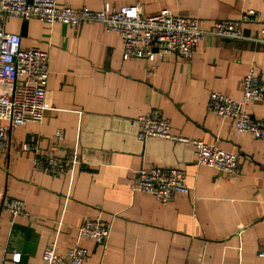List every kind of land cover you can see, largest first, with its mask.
<instances>
[{"label":"crops","instance_id":"obj_1","mask_svg":"<svg viewBox=\"0 0 264 264\" xmlns=\"http://www.w3.org/2000/svg\"><path fill=\"white\" fill-rule=\"evenodd\" d=\"M57 1L93 10L140 5L146 15L168 7L204 28L240 19L248 9L260 20L244 21L248 39L208 35L190 58L151 62L125 61L120 34L100 23L0 18V26L22 35L25 48L50 53L44 120L18 125L0 141V262L13 264L21 254L20 264H47L43 253L55 244L59 255L88 249L85 264H264V139L209 110L213 92L242 100L252 64L264 79V43L255 40L264 27V0ZM153 108L170 119L174 133L238 153L239 172L198 164L191 145L139 139L138 118ZM245 109L264 121V101ZM26 142L43 155L76 149L82 162L75 172L51 175L37 169ZM154 165L184 170L192 193L165 203L133 191L138 169ZM11 198L25 201L24 215L6 210ZM94 218L110 225L106 244L80 232Z\"/></svg>","mask_w":264,"mask_h":264},{"label":"built area","instance_id":"obj_2","mask_svg":"<svg viewBox=\"0 0 264 264\" xmlns=\"http://www.w3.org/2000/svg\"><path fill=\"white\" fill-rule=\"evenodd\" d=\"M0 18L3 23L10 18H34L75 26L85 22L100 23L106 32L120 34L125 61L143 58L151 62L174 55L190 58L208 35L248 39L243 31L244 21L260 20L255 9H248L240 19L217 21L210 28H204L200 19L173 13L168 7L162 8L156 14L146 15L142 13L140 5L114 9L106 4L100 10L89 7L74 9L70 5L60 4L57 0H0ZM255 40L264 43V27ZM49 76V51L25 48L20 33L7 31L0 26V141L9 138L18 125L44 120ZM256 101H264V79L258 73L256 64H252L243 79L242 100L213 92L209 110L231 119L239 132L264 139V121L254 118L245 109V106ZM138 122V137L141 140L161 137L175 143L191 145L195 149L198 164L221 169L229 176L236 175L240 170L238 153L222 149L217 143L174 133L170 119L164 116L160 108H153L141 115ZM56 135L58 139L63 138L62 131H57ZM22 146L24 150H35L37 156L34 162L37 169L51 175L75 172L82 162L76 149L64 156H57L41 154L43 152H39L36 144L26 142ZM131 188L133 191L151 194L165 203L179 193H192L184 170L155 165L138 169ZM5 208L13 217L24 215L25 201L11 198L6 201ZM80 232L88 239L106 244L111 228L101 218H94L85 221ZM88 258L89 250L84 247H73L64 255H59L56 245L53 244L43 253L47 264H85ZM12 262L20 264L21 254H14ZM5 263L4 260L0 262Z\"/></svg>","mask_w":264,"mask_h":264},{"label":"water","instance_id":"obj_3","mask_svg":"<svg viewBox=\"0 0 264 264\" xmlns=\"http://www.w3.org/2000/svg\"><path fill=\"white\" fill-rule=\"evenodd\" d=\"M25 26L27 25V22H25V24H24Z\"/></svg>","mask_w":264,"mask_h":264}]
</instances>
